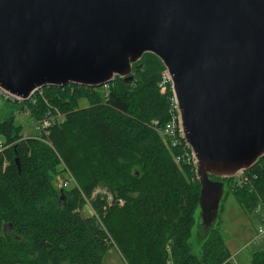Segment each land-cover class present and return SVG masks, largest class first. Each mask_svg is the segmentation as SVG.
Wrapping results in <instances>:
<instances>
[{
    "label": "trees",
    "instance_id": "1",
    "mask_svg": "<svg viewBox=\"0 0 264 264\" xmlns=\"http://www.w3.org/2000/svg\"><path fill=\"white\" fill-rule=\"evenodd\" d=\"M137 66L140 87L116 79L93 89L48 87L35 93L36 105L0 99L4 108L31 110V122L60 115L38 137L0 123L6 148L0 152V264H105L114 244L127 264H136L123 244L128 234L137 236L151 264H235L217 229L199 248L191 241L200 192L191 150L169 149L152 125L168 123L173 108L171 86L165 92L159 86L163 64L146 54ZM82 98L87 107H80ZM62 157L84 189H115L125 206L102 223L82 216L81 205L68 199L59 205ZM225 182L223 202L231 195L246 212H264V157ZM69 194L80 200L75 191ZM252 264H264V250L253 253Z\"/></svg>",
    "mask_w": 264,
    "mask_h": 264
},
{
    "label": "water",
    "instance_id": "2",
    "mask_svg": "<svg viewBox=\"0 0 264 264\" xmlns=\"http://www.w3.org/2000/svg\"><path fill=\"white\" fill-rule=\"evenodd\" d=\"M146 54L170 77L196 161L199 248L225 180L264 157V0H0V89L18 102L48 87L139 86Z\"/></svg>",
    "mask_w": 264,
    "mask_h": 264
},
{
    "label": "rangeland",
    "instance_id": "3",
    "mask_svg": "<svg viewBox=\"0 0 264 264\" xmlns=\"http://www.w3.org/2000/svg\"><path fill=\"white\" fill-rule=\"evenodd\" d=\"M113 87H107L105 91H110ZM16 103L20 102L17 101ZM14 105L16 104H12V106L7 105L0 112V123L13 122L19 127L18 129L20 133L24 134V137H38L39 132L35 127L37 121L31 122V110H20L19 104ZM79 105L80 107H87L89 104L86 99L82 98L79 101ZM0 142H4L1 135ZM61 159L63 163L58 171L56 184L59 186L65 181L68 182V186L64 189L65 201L63 202H66L68 199L69 203L74 202L77 206L81 205L79 210L82 216H96L103 223L110 211L116 208L121 209L125 206V200L120 198V195L118 196V192L115 189L104 187L103 185L87 190L84 189L77 181L72 165L66 162L63 157ZM135 171L139 173L143 172V170L138 169V166H135ZM70 191H75L80 196L78 198L80 200H72L69 194ZM216 229L222 234L226 247L235 264H252L253 253L264 250V237L256 240L260 230H264V212H246L231 195L222 204ZM191 241L195 245V239L193 238ZM123 244L133 262L136 264H151L150 260L152 259L144 255L143 251L138 247L137 236L135 234L126 235L123 238ZM109 249L104 258L105 264H127L128 261L125 260L124 254L116 244L112 245ZM166 251L167 254L170 251L168 243Z\"/></svg>",
    "mask_w": 264,
    "mask_h": 264
},
{
    "label": "built area",
    "instance_id": "4",
    "mask_svg": "<svg viewBox=\"0 0 264 264\" xmlns=\"http://www.w3.org/2000/svg\"><path fill=\"white\" fill-rule=\"evenodd\" d=\"M168 84L171 86V91L173 93V87H172L170 77H169L167 71L165 70L162 73V81L159 85L162 92L163 91L165 92L166 86ZM38 91H40V90H38ZM35 93L28 100V101H31L32 104H34V105H36V102H37V99L34 98ZM0 99L5 100V101H9V102H16L17 101L13 97H11L10 95L3 92L1 89H0ZM171 103L173 105V108L171 110L170 121L166 124H161L158 121H154L152 123L154 130L163 138L165 144L167 145V147H169V149H177V148H182L183 150L190 149L184 141V137L182 134L181 118H180V114L178 112V105H177V101H176V98L174 96V93H173V99H172ZM59 119H60V115L53 116V115L49 114V115L45 116L43 118V120L37 122L35 124V127H36V130H38V132H39V136H40V134L41 135L46 134L48 129L52 125L57 123L59 121ZM25 138H27V137H25ZM5 149L6 148L4 147L3 143L0 142V152H3ZM180 159L181 158L179 156H177L175 158L176 163L180 162ZM189 161L193 162V164L195 165V170H196V161L193 157L192 152H191V156H190ZM241 175L242 174H240L238 176H241ZM67 186H68V182L65 181L62 185H59V188L65 189ZM262 237H264V230L263 229L260 230L259 234L257 235L256 240H259Z\"/></svg>",
    "mask_w": 264,
    "mask_h": 264
}]
</instances>
